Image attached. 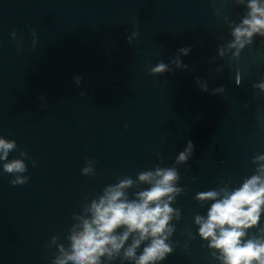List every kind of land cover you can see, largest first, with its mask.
I'll list each match as a JSON object with an SVG mask.
<instances>
[{"label":"water","instance_id":"water-1","mask_svg":"<svg viewBox=\"0 0 264 264\" xmlns=\"http://www.w3.org/2000/svg\"><path fill=\"white\" fill-rule=\"evenodd\" d=\"M245 11L232 0H0V136L16 141L8 159H25L29 177L11 185L0 161V264H51L56 247L46 244L68 245L86 198L121 176L174 166L189 140L192 157L176 165L184 191L171 205L181 210L174 250L160 264H219L194 223L211 201L195 196L222 181L239 187L264 154V93L253 87L264 81V38L238 59L217 55L232 39L222 17L239 23ZM188 46L187 69L150 74ZM88 159L95 175L82 174Z\"/></svg>","mask_w":264,"mask_h":264},{"label":"clouds","instance_id":"clouds-1","mask_svg":"<svg viewBox=\"0 0 264 264\" xmlns=\"http://www.w3.org/2000/svg\"><path fill=\"white\" fill-rule=\"evenodd\" d=\"M232 2L243 6L246 11L239 23L227 16L222 17L229 24L232 39L218 48L217 55L223 58L231 53L233 59H238L242 50L252 45L255 37L264 38V0ZM217 15L220 13L217 12ZM32 34L36 36L35 32ZM137 35V31L132 32L127 38L129 44ZM12 37L15 39V31ZM190 52L191 46L180 48L169 63L160 61L152 66L150 74L171 72L170 64H174L176 69H187L188 65L183 64L180 57ZM74 80L79 86L82 77H74ZM196 82L202 92L209 91L207 82L199 77ZM235 83H241L239 73ZM253 87L264 93V81ZM224 91L221 86L213 89L211 94ZM81 95L85 94L81 92ZM194 148L189 140L176 157L174 166L157 165L152 170L139 172L135 180L127 175L121 176L117 182L106 185L95 198H86L81 213L73 214L75 223L66 236L68 245L59 242L58 236H53L46 244L48 248L56 247L51 264H112L117 259L121 264L125 261L128 264H160L164 261L174 250L169 242L175 231L172 221L181 218V210L171 206L184 191L177 186L180 175L176 165L187 163ZM17 149L15 140L0 136V161H4L3 171L14 177L9 181L13 186L26 184L29 180L23 175L27 171L25 159H8L10 152ZM20 156L30 159L26 150H20ZM32 163L35 166L36 161ZM95 163L88 159L82 174L95 175ZM252 163L256 166L254 174L245 178L239 187L230 188V182L222 181L223 186L195 196L201 206L211 201L206 215L197 214L194 223L198 226L199 237L208 242L212 258L219 264H264V227H259L264 214V154L256 155ZM141 185L148 187L141 189ZM133 188L140 190L129 198L128 190ZM254 228H258V232L250 236L249 230ZM188 235L191 238L190 232ZM141 245L144 246L138 255Z\"/></svg>","mask_w":264,"mask_h":264}]
</instances>
